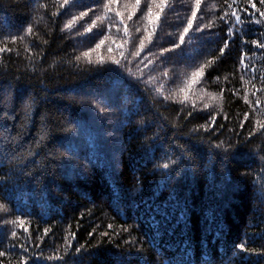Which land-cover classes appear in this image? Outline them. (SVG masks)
<instances>
[{
	"label": "trees",
	"instance_id": "obj_1",
	"mask_svg": "<svg viewBox=\"0 0 264 264\" xmlns=\"http://www.w3.org/2000/svg\"><path fill=\"white\" fill-rule=\"evenodd\" d=\"M59 2L0 0V41L23 37L7 44L11 51L0 53V157L9 154L0 175L11 176L0 184V251L6 253L0 261L19 264L28 256V264H61L35 257L57 251L64 255L67 242L73 245L65 256L67 264H264V129L249 137L256 121L264 123V48L252 43H264V17L256 10L264 11V6L259 0H252L256 8L248 0H201L198 16L204 25L214 26L199 33L194 22L183 53L177 49L165 54L169 59L164 66L175 69V76L163 79L161 67L150 70L128 55L135 51L130 46L125 54L132 76L110 63L116 54L107 51L110 41L83 57L104 35L120 43L123 33L115 26L109 32L108 21L85 33L81 25L90 24L92 13L71 31H62L85 6L95 8L97 15L103 12L93 0H77V7L60 9L54 16ZM126 3L130 9L132 0H119L114 7L126 15ZM144 5L141 0V8ZM193 5L194 0H168L147 48L158 54L178 41ZM232 11L240 15V23L230 15L220 19ZM141 15L137 10L127 21L133 36L135 27L145 23L138 19ZM28 26L32 34H27ZM225 40L229 47L220 57ZM99 58L106 63L99 64ZM206 61L214 63L193 84L192 73ZM138 69L144 73L139 81ZM18 84L28 90L24 101L11 95ZM97 96L111 97L126 108L138 103L142 116L155 119L157 128L148 132L151 136L162 129L155 160L145 158L143 137L129 139L132 125L114 133L123 119L116 107L97 114L86 103ZM26 104L32 105L30 117ZM77 121L79 134L65 131L74 129ZM40 136L45 139L37 147ZM68 136L72 140H66ZM115 136L122 147L114 143ZM68 143L77 150L71 158L61 155ZM17 148L22 160L10 155ZM113 153L114 173L108 167ZM189 157H195L194 166ZM69 160L82 177L68 178ZM169 160L177 161L172 179L159 169L153 172L155 163ZM172 195L186 200L191 209L190 240L181 228L156 233L157 204L163 206ZM240 243L254 251H239Z\"/></svg>",
	"mask_w": 264,
	"mask_h": 264
},
{
	"label": "snow or ice",
	"instance_id": "obj_2",
	"mask_svg": "<svg viewBox=\"0 0 264 264\" xmlns=\"http://www.w3.org/2000/svg\"><path fill=\"white\" fill-rule=\"evenodd\" d=\"M168 0H145L144 8H141V0H132L131 8L129 9V5L125 4V11L126 15L122 13L118 7H114L118 5L119 0H106V2L101 3V0H93V3L102 9L103 14L97 15L95 8L90 6H85V10L79 11L78 14L72 15L71 19L68 20L66 24H64L63 30H69L71 31L74 26L85 19V17H89V13L93 14L94 18H90L91 22L87 25H81L84 27L85 33L92 32L93 28H98L103 24L104 21H108V30L111 31L112 27L115 26L117 28V31H122L123 36L120 43H116L115 40H111L110 36L104 35L103 39H100L98 43L95 44L94 48L89 49L88 51L84 52L82 55L85 58H88L90 56L91 52H97L99 49H101L102 46H105L106 41H110V44L107 46V51L109 53H116L115 55L110 56V63L113 65H116L117 68H123L125 71L128 72L129 76L134 75L131 70L128 68V64L131 63L130 60H128V56L125 54V50L127 47L134 48L135 51L129 52L128 55H132L134 57L139 58L137 60L138 64H144L145 68H148L151 66L150 70H155L156 67H161V76L163 79H173L175 76V69H169L164 66V62L169 59L168 56H166V53H174L177 49L181 50V53H183L182 46L185 44V37L189 35L190 30H193L194 28V22H195V32L204 33L205 29L210 28L214 25H204L202 23L203 17L202 15L198 16V11L201 9V0H194V5L190 9V16L187 17L186 25L182 28V31L179 33L178 41H173L171 43L170 47L161 48L160 52L158 54L153 53L151 48H147V45H150L152 43L153 35L156 33L158 27H159V21H160V14L163 12L165 5L167 4ZM236 0H233V4H235ZM249 4H252V0H248ZM259 3L264 6V0H259ZM41 7H46L45 5H41ZM66 7H77V0H60L58 4L57 11L53 13L54 16H58L60 14V9H65ZM231 7V5H229ZM253 8H256L255 4H252ZM146 9V11H145ZM137 10L141 12V16L138 17V19H143L145 21L144 24L135 27L134 31L137 35L133 36L130 34L129 31V25L127 21H132L133 17L137 15ZM258 12H260V16L264 17V11H260V9H256ZM234 17L236 22H241L240 15L237 14L236 11H232L230 14L225 13L224 16H221V20H225L228 16ZM113 20H116V24L113 25ZM98 22H100L98 24ZM256 23H260V21H256ZM27 34H32L33 29L31 26H28L26 28ZM102 34V33H101ZM227 35L231 37L233 35V31L231 28H229ZM23 39L22 36H12L10 37V40L0 41V43H3V47H0V53L5 51H11L10 48L7 47V44L10 42L12 44H15L17 40ZM139 41L137 44L136 41ZM254 45H256L259 48H264V43H258L257 41L252 42ZM229 47V40H225L223 43V47L219 49L220 57H223L226 54V50ZM147 48V55L141 57V53L145 52ZM151 57V58H150ZM81 59L80 56L76 57V60L79 61ZM146 61V63H145ZM159 61L160 63L157 64L156 62ZM92 61L89 60V63ZM99 64H104L106 61L102 58H99L97 61ZM214 61H206L204 64L197 67L196 71L192 73V83H198L199 79L202 78L205 75V72L207 68L211 67ZM241 63H243V56L241 58ZM140 71V76L136 77V79L139 81L143 78V71L138 69ZM151 83V79L146 81V84ZM11 87V86H10ZM158 94L160 93V89H155ZM13 99L15 100L16 97H19L21 101H24L26 96L28 95L27 88L23 87L22 85L18 84L15 86V88L12 89L11 93ZM164 99H167V97H164ZM245 101H247V97H245ZM86 103L91 105V108L97 113V114H103L105 112H108L111 110L112 107H116L121 115L123 116L122 120H119L114 128V133H120L123 131V129L127 126L132 125V131L129 134V139L133 137H143V143L142 148L144 150L145 158L149 160H155V152L158 149L159 142L161 140V131H154L151 136L148 135V132L154 128H157V123L155 119L149 120L146 117V114L142 116L141 114V108L139 107V104L137 103L132 108H126L121 107L119 104H114L111 97H91L86 101ZM259 103V101H257ZM33 109L31 104L25 105V113L29 117L31 116ZM189 116L192 115V112L190 111L188 113ZM247 114H245V120H247ZM214 122V120H213ZM243 126V125H242ZM80 124L77 121L75 123L74 129H67L65 131L67 132H73L75 134H79L80 132ZM264 129V123H261L260 121H256V128L254 131L249 132V137L255 135L256 131H260ZM207 131V129H205ZM45 139L44 136H40L36 141L35 145L39 147L41 145V142ZM72 140V136L66 137V140ZM15 143H19L18 141H15ZM114 143L120 144V146H123V142L119 140L118 136L114 137ZM46 146V145H45ZM223 146V142L216 144V148H221ZM65 148V153H62L61 155L67 154L69 158L77 155L76 146L73 143H68ZM189 152L191 149L188 150ZM32 153L29 152V155ZM9 154L5 153L3 157H0V171H2L3 168V160L7 158ZM13 159H23V156L18 155V148L13 149L10 153ZM264 158V157H262ZM88 163H92L91 159H88ZM177 164L176 160H169L168 162L163 163H155L153 172L155 173L156 169H159L162 176H167L169 179H172V177L175 175L176 169L174 166ZM189 164L195 165V157H189ZM108 167L112 169V172L114 173L115 168V153L112 154L111 159L109 160ZM9 172H12V169H9ZM26 175H31V173H26ZM67 176L69 179H72L74 177H82L83 172L72 168L70 166V160H69V166H68V172ZM11 176H4L0 175V184L6 183L8 179H10ZM142 190V188H141ZM158 205V212L159 214L154 218L155 219V230L157 234H160L161 231H172L174 232L176 228H181L182 232L184 233L186 237V241L190 240L189 233L191 231L190 222H189V215L191 212V209L188 206L187 201H181L176 195H172L169 197V202L165 203L163 206ZM13 223H16L13 221ZM20 225L23 226L24 221H19ZM169 225H171V229H169ZM108 228H112V225L109 224L107 226ZM24 232H27V228H23ZM48 229H45V235L47 234ZM223 229L221 228L218 232V235H222ZM12 237H16L17 233L13 231L11 233ZM91 235V233H90ZM102 236L109 235L108 232L101 233ZM72 239H75V235H72ZM24 252H27L28 249L25 248L23 245H21ZM39 247V245H37ZM84 246L81 245L80 247L75 248L76 253H80L82 248ZM73 245L69 243L64 244V255H61L59 251H57L53 255H49L47 257H44L42 254L39 257H35L36 259L41 260H47V261H57L61 262V264H67L65 260V256L68 255L70 250H72ZM237 248L241 252H248V251H254L248 249L244 243H240L237 245ZM189 251V248H185V252L187 253ZM6 253L4 251H0V257H4ZM28 256H24L19 261V264H28ZM0 264H3V261H0Z\"/></svg>",
	"mask_w": 264,
	"mask_h": 264
}]
</instances>
